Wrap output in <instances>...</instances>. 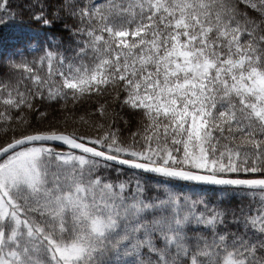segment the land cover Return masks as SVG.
<instances>
[{"label":"snow or ice","instance_id":"obj_1","mask_svg":"<svg viewBox=\"0 0 264 264\" xmlns=\"http://www.w3.org/2000/svg\"><path fill=\"white\" fill-rule=\"evenodd\" d=\"M0 264H264V0H0Z\"/></svg>","mask_w":264,"mask_h":264},{"label":"trees","instance_id":"obj_2","mask_svg":"<svg viewBox=\"0 0 264 264\" xmlns=\"http://www.w3.org/2000/svg\"><path fill=\"white\" fill-rule=\"evenodd\" d=\"M84 129L82 128L81 131H83Z\"/></svg>","mask_w":264,"mask_h":264}]
</instances>
